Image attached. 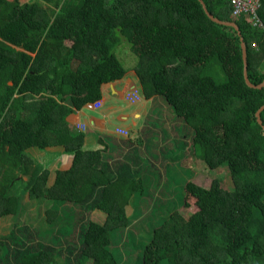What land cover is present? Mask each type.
Instances as JSON below:
<instances>
[{
    "label": "trees",
    "instance_id": "trees-1",
    "mask_svg": "<svg viewBox=\"0 0 264 264\" xmlns=\"http://www.w3.org/2000/svg\"><path fill=\"white\" fill-rule=\"evenodd\" d=\"M202 2L213 17L238 26L247 77L259 84L264 0L262 28L243 16L232 20L225 0ZM122 46L136 56L133 66L117 56ZM130 69L145 98L172 107L170 119L188 139L181 151L209 169L227 167L233 183L187 182L196 207L188 218L176 200L170 209L157 204L154 215L163 220L146 223L152 237L142 263L264 264V109L262 124L256 115L264 86L247 85L237 31L209 19L199 0H0V218L11 221L0 236V264L129 262L128 228L141 225L127 206L144 190L129 163L110 162L108 144L87 148L85 134L73 132L66 118L100 100L101 86ZM51 146L63 147L73 163L48 185V171L30 150ZM42 204L46 225L17 224L28 206ZM94 210L105 219H93ZM56 226L61 240L51 236Z\"/></svg>",
    "mask_w": 264,
    "mask_h": 264
},
{
    "label": "crops",
    "instance_id": "crops-1",
    "mask_svg": "<svg viewBox=\"0 0 264 264\" xmlns=\"http://www.w3.org/2000/svg\"><path fill=\"white\" fill-rule=\"evenodd\" d=\"M28 1L30 0H21L22 3ZM101 90L100 100L104 104L103 107L93 109L85 105L71 112L66 118L68 126L73 132H81L79 125L85 124L86 129L83 133L87 148L101 147L106 150L108 144L109 150L107 148L105 156L106 154L109 156L110 162L123 160L131 165L137 184L145 190L138 198L135 199L133 195L129 200L127 212L130 216L140 220L144 215L151 213L148 217H153L157 204L170 209L169 204L175 200L170 192L172 186L174 184L181 186L184 174L186 181H189L191 176L189 169L180 167L188 159L192 160L190 150L187 149L183 153L184 150L181 151L180 148L184 141H188L184 132L180 130L181 126L176 125L169 115L161 117L157 114V107L163 100L158 96L145 98L134 69H130L121 79L104 83ZM133 91L140 95L136 102H131L126 97ZM117 128L128 129L130 134L123 135ZM30 153L43 165L44 170L48 171V185L54 182L57 170L69 169L73 163L72 154L61 146H51L45 150L33 148ZM126 155L132 158L129 157L127 160ZM118 165L122 166L121 163ZM160 170L164 171L163 177L160 176ZM26 179L25 176L24 180ZM164 180L168 183H164ZM156 187H166L164 191L162 189V194L168 196L166 192H170L172 198L160 202L156 199V194L152 196V193H156L154 189ZM24 200H29V194ZM152 201L155 205L146 213V204ZM42 206L45 212L46 205L42 204L40 207ZM91 216L99 221L105 219L104 213L100 210H94Z\"/></svg>",
    "mask_w": 264,
    "mask_h": 264
},
{
    "label": "rangeland",
    "instance_id": "rangeland-1",
    "mask_svg": "<svg viewBox=\"0 0 264 264\" xmlns=\"http://www.w3.org/2000/svg\"><path fill=\"white\" fill-rule=\"evenodd\" d=\"M25 1V0H22ZM44 6L47 9H51V6L47 5V3H44ZM128 47V46H127ZM126 46H122L120 49V55L117 53V56L119 57V59H121L123 61V63L126 66H133L136 63V56L130 51L129 48H127ZM163 102L162 104L158 105L157 107V114H159L161 117H164L165 115H169L170 117L174 116V112L173 109L170 105H168V103H166V101H164V99H162ZM102 102V100H101ZM103 102H102V106L103 107ZM100 107V108H101ZM99 108V109H100ZM176 123H181V121L176 120ZM84 132V131H81ZM129 132V131H128ZM130 134V132H129ZM191 159H188L185 163L183 162L180 167L181 168H186L189 169V172L191 173V176H189V181L195 182L199 185H202L204 187H209L212 180L214 178H219L221 180V184L223 186V188L225 189H231L233 188V183H232V179L230 176V172L229 169L227 167H221V168H217V169H209L206 165V163L200 159L197 156H193L191 155ZM160 176L163 177L164 176V171L160 170ZM166 176V174H165ZM182 179L184 180L182 182L181 186H177V185H173L171 188V193L172 195H174L175 200L177 201V207L176 209L178 211H180L185 217H189L193 211L195 210V199L194 197L190 196V194L186 193V191H184L183 186L189 182L186 181V176L184 174V176L182 177ZM164 183H168L167 180H164ZM166 187H156L154 188L156 193H152V196L154 194H156V199H158L160 202L168 199V198H172L170 196V192H166V194L168 196H165L162 194V189L163 191L165 190ZM147 190H149L150 188H146ZM143 190H145V188L143 187ZM154 191V192H155ZM153 202V201H152ZM148 202L146 205V213L150 212L152 209V206L155 205V202ZM186 202V204H185ZM24 203V202H23ZM152 203V204H151ZM149 205V206H148ZM23 207L26 206V204L24 203L22 205ZM43 212H44V208L39 207L37 208L36 206L32 205V206H28L26 212H24V214H19L21 217L20 222H18L17 224L19 226L23 225L24 223H28L34 226H39L40 224L42 225H46L44 220L45 217H43ZM151 213H149L150 215ZM38 215L40 216V218L38 217ZM148 215V216H149ZM19 217V218H20ZM44 219H43V218ZM163 218H161V216H153L151 219H143V220H139L138 222L140 223L141 227L140 228H135L134 226V222L132 223V225L128 228V230L130 229V233H129V239L131 242H129V246H128V257H129V262H127L126 264H143L142 263V251L145 247V245L150 241V238L152 237V228L148 226H146V223L151 222L152 225H159L162 222ZM137 221V220H136ZM11 222L9 219L6 218H0V236L4 235L7 233V226L8 223ZM61 226H56V229H53L51 236L54 237L55 239L61 240L62 238V232H61ZM39 237V236H38ZM120 245L121 243H115L113 245V247L116 249V255L119 254L120 252ZM126 258V257H125ZM122 264V263H120ZM160 264H169V261L167 259H164L161 261Z\"/></svg>",
    "mask_w": 264,
    "mask_h": 264
},
{
    "label": "built area",
    "instance_id": "built-area-1",
    "mask_svg": "<svg viewBox=\"0 0 264 264\" xmlns=\"http://www.w3.org/2000/svg\"><path fill=\"white\" fill-rule=\"evenodd\" d=\"M231 8V18L232 20H237L239 17L243 16L249 25L254 28H262L263 25L258 17V10L261 8V0H225ZM139 94L137 91L129 92L127 94V100L131 102H136L139 99ZM89 108L99 109L102 106L101 100H96L92 103L86 104ZM79 129L85 130L86 125L80 124ZM119 133L128 135V131L117 128Z\"/></svg>",
    "mask_w": 264,
    "mask_h": 264
},
{
    "label": "water",
    "instance_id": "water-1",
    "mask_svg": "<svg viewBox=\"0 0 264 264\" xmlns=\"http://www.w3.org/2000/svg\"><path fill=\"white\" fill-rule=\"evenodd\" d=\"M201 5H202V8L203 10L205 11L206 15L209 17V19H211L212 21L218 23V24H221V25H227V26H230V27H233L235 29V31H237V35L239 36V40H240V47H241V53H242V60H243V76H244V80L245 82L247 83V85L249 86H255L257 88H261L262 86H264V78L263 80L257 84V85H254L252 84L248 77H247V62H246V49H245V45H244V42H243V39L241 37V34L239 32V29H238V26L235 24L234 21H231V22H223V21H220L218 20L217 18L213 17L211 14H209L202 2V0H199ZM264 109V105L262 107L259 108V110L257 111L256 115H257V118H258V121L262 124V119H261V116H260V113H261V110ZM264 128V126H263Z\"/></svg>",
    "mask_w": 264,
    "mask_h": 264
},
{
    "label": "clouds",
    "instance_id": "clouds-1",
    "mask_svg": "<svg viewBox=\"0 0 264 264\" xmlns=\"http://www.w3.org/2000/svg\"><path fill=\"white\" fill-rule=\"evenodd\" d=\"M81 130V129H80ZM81 131H84V130H81Z\"/></svg>",
    "mask_w": 264,
    "mask_h": 264
}]
</instances>
